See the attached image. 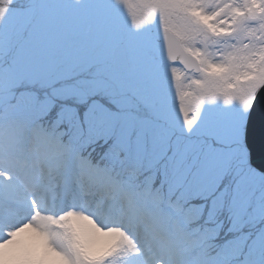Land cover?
<instances>
[{
    "label": "snow or ice",
    "instance_id": "1",
    "mask_svg": "<svg viewBox=\"0 0 264 264\" xmlns=\"http://www.w3.org/2000/svg\"><path fill=\"white\" fill-rule=\"evenodd\" d=\"M0 264H264V0H0Z\"/></svg>",
    "mask_w": 264,
    "mask_h": 264
},
{
    "label": "water",
    "instance_id": "2",
    "mask_svg": "<svg viewBox=\"0 0 264 264\" xmlns=\"http://www.w3.org/2000/svg\"><path fill=\"white\" fill-rule=\"evenodd\" d=\"M261 143L260 127V103L257 101L256 107L252 111L251 121L249 124V144L254 154H258Z\"/></svg>",
    "mask_w": 264,
    "mask_h": 264
}]
</instances>
